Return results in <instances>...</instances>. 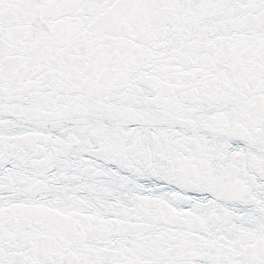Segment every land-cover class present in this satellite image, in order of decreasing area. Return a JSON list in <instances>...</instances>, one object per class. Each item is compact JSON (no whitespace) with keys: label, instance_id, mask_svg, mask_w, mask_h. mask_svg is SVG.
Here are the masks:
<instances>
[{"label":"snow or ice","instance_id":"6c2138e0","mask_svg":"<svg viewBox=\"0 0 264 264\" xmlns=\"http://www.w3.org/2000/svg\"><path fill=\"white\" fill-rule=\"evenodd\" d=\"M0 264H264V0H0Z\"/></svg>","mask_w":264,"mask_h":264}]
</instances>
